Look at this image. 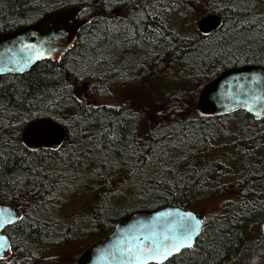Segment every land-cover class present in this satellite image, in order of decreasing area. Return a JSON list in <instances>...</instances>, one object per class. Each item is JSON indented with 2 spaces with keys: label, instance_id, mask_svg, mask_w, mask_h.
Instances as JSON below:
<instances>
[{
  "label": "trees",
  "instance_id": "obj_1",
  "mask_svg": "<svg viewBox=\"0 0 264 264\" xmlns=\"http://www.w3.org/2000/svg\"><path fill=\"white\" fill-rule=\"evenodd\" d=\"M210 1L0 0V33L69 5H80L81 15L88 18L58 63L44 59L21 75H0V201L14 205L23 217L4 229L10 254L0 258V264H32L43 252L76 239L102 237L119 216L132 210L163 205L189 209L192 199L209 200L224 193L230 198L203 220L194 245L164 264H264L260 229L264 160L239 159L253 156L263 144L264 119L256 121L241 110L206 117L195 108L207 81L244 58L259 56L256 42L247 40L243 51L236 45L226 48L230 42L221 30L213 47L211 37L198 32L183 35L168 21L176 9L182 16L198 8L209 13ZM246 2L256 0H229L230 7L224 5L218 12L239 18ZM259 25L264 27V22ZM170 66L175 71L163 80L168 84L165 90L153 86L151 93L131 97L130 76L134 80L143 73L155 80L158 70ZM86 83L91 97L118 90L119 103L95 105L78 96ZM40 117L52 118L67 129L58 150L31 151L24 146L23 127ZM234 128L237 138L218 153V143ZM88 159H98L95 180L102 183L116 173L112 159L125 163L133 204L115 217L112 209L121 192L117 188L107 193L101 208L94 202L97 208L83 222L93 231L81 229L76 219L51 216L63 193L71 192L83 177ZM54 172L65 174L58 185Z\"/></svg>",
  "mask_w": 264,
  "mask_h": 264
},
{
  "label": "water",
  "instance_id": "obj_2",
  "mask_svg": "<svg viewBox=\"0 0 264 264\" xmlns=\"http://www.w3.org/2000/svg\"><path fill=\"white\" fill-rule=\"evenodd\" d=\"M81 9L80 5L62 7L48 12L33 23L1 32L0 75H21L44 59L58 63L73 47L78 32L88 22L86 17L77 18ZM219 23L217 15L206 14L198 20L197 30L201 34H207L217 28ZM37 49L50 55L34 59ZM195 108L206 117H219L242 109L252 115L254 120H260L264 116V68L246 65L222 70L200 89ZM66 138L65 126L49 117L32 119L21 131L22 142L31 151L58 150ZM0 209H8L19 216L12 205L0 203ZM184 213H192L195 219L202 220L197 212L178 205L132 210L118 218L107 234L85 247L74 264H127L120 255L124 246L145 237H162L177 225ZM8 214L0 212V218ZM11 224L5 223L0 228V235L8 242V236L3 230ZM202 229L203 224L194 236L192 246ZM260 229L264 234V217L260 222ZM7 251L0 252V257Z\"/></svg>",
  "mask_w": 264,
  "mask_h": 264
},
{
  "label": "rangeland",
  "instance_id": "obj_3",
  "mask_svg": "<svg viewBox=\"0 0 264 264\" xmlns=\"http://www.w3.org/2000/svg\"><path fill=\"white\" fill-rule=\"evenodd\" d=\"M179 11L180 9H176L169 16L168 21L170 27L178 30L183 35H188L195 32L196 21L204 14V10L198 8L196 11L187 13L184 16H182ZM174 71L175 68L171 66L168 67V70L166 71L158 70L156 72L155 80L150 79V76L148 75L144 76L143 73L141 75H136L134 80H131L132 76H130V83L127 85V91L130 92L131 97L138 98L144 94L151 93V88H153V86L155 87V90H165L166 87H168V84L163 80L167 79L168 76ZM87 86L88 83H86L83 88L78 91V96L83 97L89 102L92 101L95 105H114L119 103L118 99L116 98L118 90L113 89L110 96L91 97L88 94ZM147 114L148 119L153 122V117H150L149 113ZM236 132H238L237 129H232L229 132L228 138L225 139L226 141L223 140L218 143V153H222L223 151L229 149L224 145L237 138L235 136ZM256 149L257 150H255L253 156L245 158L240 157L239 159H252L253 161H258L260 159L264 160V142ZM97 160L98 159H88L83 177L79 181H76L74 185H72L71 192L67 193V195L63 193L61 196L62 199L60 201V207L56 208V210H51L52 217L64 221L76 219L77 223H82L81 229H84L85 231H93V226L88 225L87 223L83 224V222L86 221L85 219H87L89 216H92V211H94V208H97L94 202L98 203L97 206L100 207L104 196L107 195V193L109 194L113 191H117V188H119L121 193L118 194L119 197L117 196L118 198L115 200V207L112 209V215L118 217L125 211H130V208L133 207L132 202H130V171L126 169L124 170L125 163L121 161L114 162V159H105V161L111 160L110 162H113L112 164H114L117 169L116 173L108 174L105 179L106 182L102 183L100 180H95L98 178V175L95 174ZM127 161L128 160H126V162ZM53 174L55 176L54 180L56 185H58L65 176L64 173L54 172ZM230 196L224 193L219 194L214 198H210L209 200L196 202L194 199H192L188 208L197 212L202 220H206L215 215L220 208V204L224 202V200L226 201L228 198H230ZM92 233L93 232L89 234ZM97 235H90L83 239H76L71 244L57 247L45 253L43 252L40 258L34 260L32 264H74L83 247L88 246L90 243L98 239Z\"/></svg>",
  "mask_w": 264,
  "mask_h": 264
},
{
  "label": "snow or ice",
  "instance_id": "obj_4",
  "mask_svg": "<svg viewBox=\"0 0 264 264\" xmlns=\"http://www.w3.org/2000/svg\"><path fill=\"white\" fill-rule=\"evenodd\" d=\"M32 47L35 48L34 45ZM47 55L50 53L37 49L34 59H42ZM0 212L9 213L0 218V228L4 227L5 223H13L15 219H23L8 209H0ZM201 224L203 221L195 219L192 213H184L177 225L162 237H145L143 240H137L136 243H129L121 249L120 255L127 264H164L169 257L180 253L182 249L192 247L193 238L198 234ZM145 241L150 242L145 243ZM4 250H10V245L8 240L0 235V252Z\"/></svg>",
  "mask_w": 264,
  "mask_h": 264
},
{
  "label": "flooded vegetation",
  "instance_id": "obj_5",
  "mask_svg": "<svg viewBox=\"0 0 264 264\" xmlns=\"http://www.w3.org/2000/svg\"><path fill=\"white\" fill-rule=\"evenodd\" d=\"M220 2L222 5L220 4ZM228 3H229V0H211L210 1V9L212 11H210L209 13H206V14L217 15L220 19V23L217 26V28H215L214 30L210 31L207 34H202V35H207L209 38L211 37L212 38L211 46L214 47L215 37L220 34L221 30L225 31L226 41L230 42V44H228V46L226 48H231L234 45H236V46H239L241 48L240 49L241 51H243L242 48H245L247 40L254 39L256 42L257 52H259V56H256L257 58H255L254 60H251V61H247V59L244 58L245 62H242L240 65H237V66H230L228 68L241 67V66H246V65H255V66H260V67L264 68V27L259 25V24H262L264 22V0H256V2L254 4H248L247 2H246V4L244 3V5H243L244 8L241 9L242 13H240L239 18H235V17L231 18V17H229L230 14H227V16L224 17V15H222L218 12V9L226 8L224 5H226L227 8H229L230 5ZM47 13H45V14H47ZM45 14L40 15L33 22L42 18ZM206 14L204 13L202 16H200V18ZM247 16H249V17H247ZM77 18H84L81 15V12H80V14H78ZM199 19H197V21H196L195 32H198L197 22ZM33 22H31V23H33ZM255 23H256V25H258V27L257 28H251V26ZM223 27H225V29H223ZM247 29H250V30H247ZM241 111L248 113L247 111L242 110V109H241ZM250 116L252 117V115H250ZM263 119H264V116L260 120H263ZM260 120H256V121H260ZM0 203H4V202L0 201ZM5 204H9V203H5ZM9 205H12V204H9ZM12 206L18 211L19 216H20L21 215L20 211L14 205H12ZM3 232H4V230H3ZM9 245H10V242H9ZM9 254H10V250H8L4 254V256H2V258L8 257Z\"/></svg>",
  "mask_w": 264,
  "mask_h": 264
}]
</instances>
